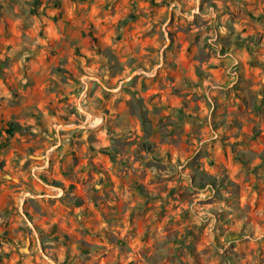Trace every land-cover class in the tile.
I'll list each match as a JSON object with an SVG mask.
<instances>
[{
    "label": "rangeland",
    "instance_id": "1",
    "mask_svg": "<svg viewBox=\"0 0 264 264\" xmlns=\"http://www.w3.org/2000/svg\"><path fill=\"white\" fill-rule=\"evenodd\" d=\"M0 264H264V0H0Z\"/></svg>",
    "mask_w": 264,
    "mask_h": 264
},
{
    "label": "trees",
    "instance_id": "2",
    "mask_svg": "<svg viewBox=\"0 0 264 264\" xmlns=\"http://www.w3.org/2000/svg\"><path fill=\"white\" fill-rule=\"evenodd\" d=\"M92 40H94V38H92ZM8 132H12V128L11 127H9V131Z\"/></svg>",
    "mask_w": 264,
    "mask_h": 264
}]
</instances>
